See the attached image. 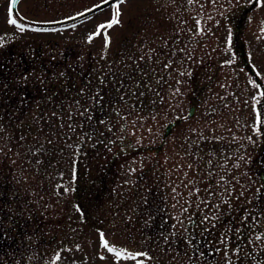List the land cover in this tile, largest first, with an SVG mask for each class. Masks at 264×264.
Here are the masks:
<instances>
[{
	"label": "rangeland",
	"instance_id": "1",
	"mask_svg": "<svg viewBox=\"0 0 264 264\" xmlns=\"http://www.w3.org/2000/svg\"><path fill=\"white\" fill-rule=\"evenodd\" d=\"M104 1L22 0L15 14L0 9V60L8 44L14 51L25 44L28 49L40 44L45 53L52 48L61 59V69L74 64L75 78L83 75L84 84L98 83L95 92L78 87L84 98L91 96L93 102L94 96L100 106L108 103L104 113L83 115L73 108L72 100H61L63 112H44L33 120L44 124V136L61 145L63 138H85L84 128L92 126L97 138L113 141L108 156L123 150L113 160L116 167L107 170V192L99 206L102 211L97 207L99 213L95 207L89 210L87 196L73 193L72 179L56 171L45 168L49 171L44 178L8 179L19 187L14 193L26 197L19 200L11 193L7 214H20L23 237L31 240L26 254L11 256L13 264H186L181 235L197 206L189 203L185 208L189 201L183 191L195 200L192 185L199 184L200 218L209 222L232 213L212 201L225 180L233 193L221 196L234 195V203L243 197L250 202L258 189L263 192L257 172H264V6L256 0H124L83 15ZM114 9L120 13L119 23L100 28L97 34L100 25L111 21ZM9 19L15 23L9 24ZM88 26L93 30L87 31ZM105 36L110 40L107 48ZM70 48L73 56L68 54ZM88 60L96 78L85 77L90 76ZM115 72L122 79L119 83L106 77ZM85 106H91L89 100ZM171 122L170 132L165 133ZM59 150L50 157L53 162ZM72 159H63L69 170ZM79 177L75 186L80 192L90 185L82 174ZM133 187L140 202L149 205V210H139L137 228L132 219ZM217 203L229 207L231 201ZM250 212L236 206L234 224L219 230L228 228L232 236H244L253 228L263 231L264 219L255 211L251 223ZM250 223L251 227H244ZM5 224L0 220V228ZM101 233L109 247L126 255L116 259L101 247ZM216 246H240L239 260L264 263V238H219ZM223 261H228L227 256L219 250L208 264Z\"/></svg>",
	"mask_w": 264,
	"mask_h": 264
},
{
	"label": "flooded vegetation",
	"instance_id": "2",
	"mask_svg": "<svg viewBox=\"0 0 264 264\" xmlns=\"http://www.w3.org/2000/svg\"><path fill=\"white\" fill-rule=\"evenodd\" d=\"M21 1L22 0H18L17 4ZM44 1L45 0H41V2ZM9 2L10 0H0V9L5 8L6 13L9 14L12 12L15 14L17 11V4L15 9L11 10ZM114 3L117 5L120 3V0H106L98 6L84 12L83 15L100 12L103 8L112 7ZM252 5L253 2L250 7ZM1 11L2 10H0V17L2 18ZM109 17L112 19L113 16ZM85 28L87 31L93 30L90 26ZM9 45L10 44H8V48L5 49L6 52H4L5 58H1L0 60V217L3 216L0 220L4 219V222H6V224L0 228V264H13L11 256L16 255V252L22 256L24 253L26 254L28 249L27 243L31 241L29 238L23 237L25 230L19 219L20 214L17 211L14 214L15 216L12 217H9V213L7 214L8 211L6 209H8L7 206L9 202L6 201L10 200L9 196L11 193L18 195L19 200L26 197L24 193H14V190L17 188L19 189V187L9 183L8 179L44 178L45 172L49 170L56 171L58 175L67 176L72 179L70 187L73 193L81 197L83 194L84 197L87 196L84 202L89 206V210L91 211L92 208L95 207L98 212V210L102 208L99 206L104 204L103 193L107 192L106 179L107 173L109 172L107 170L110 167L113 169L116 167V163L114 164L113 160L118 159V157H116L118 154L117 152L121 154L120 151H123L122 149H117L118 151L112 152L111 154L109 153L108 156L106 154L108 153L107 148L108 145L113 146V141L97 138L93 134L92 126H88L87 129L84 128L82 136L85 138H63L60 139V142L63 143L61 145L57 144L58 142L54 143L52 139L46 138L43 134L44 124L34 122L33 120L37 119L38 116L44 112L51 115H56V111L57 113L63 112V108L60 104L61 100H72V104L75 105L73 108L80 110L83 115L93 114L92 112H94V114L104 113L106 112L105 108L108 103L106 102L100 106L94 96L93 102L91 101V96L84 98L81 93L82 91H80L78 87L83 85L86 92H95V89L99 86L98 83L89 80L88 83L84 84L85 80L83 79V75H79L78 78H75L72 72L77 66L74 64L69 69H61V59H59V55H57L58 53L54 49L51 48L47 51L48 53H45V48L39 46L40 44H37L38 46L35 48L31 47L29 49L26 48L27 45L25 44L21 45L22 47L20 49L18 48L14 51ZM67 50L69 56L74 55L72 48ZM88 50L89 54H91L90 49H87V51ZM15 55L18 59L13 58ZM64 60L66 62L68 59ZM91 63V60L90 62L89 60L87 61L86 68L89 69L90 76H85L86 78L97 77V74L91 75V73L97 72L94 71L95 68ZM75 72H78V70H75ZM106 77L108 80H113L117 83L122 81L117 72L113 75H107ZM6 83L8 86H6ZM114 92H116L115 89L112 90V93ZM87 100L90 101L91 106L84 107ZM109 113L117 112L110 111ZM42 120L43 118L40 117L39 121ZM48 125L53 127L54 123L48 122ZM46 131H48V129H46ZM169 132L170 130H168V133ZM114 146L120 145L114 144ZM58 149H60L57 152L59 156H57L56 160L53 162L50 157L53 158V153ZM45 154L47 155L45 156ZM70 156L73 159L69 170L68 166L63 162V159L66 160L70 158ZM82 158L85 161L82 160ZM60 160L61 163H57ZM45 168L49 170H44ZM80 174L88 179V185L90 186L85 189L89 190L88 193L84 189H81L80 192L76 189L75 180L80 178ZM257 175L259 176L258 178L261 179H259L261 181L260 184H262L260 188L263 192L258 189L259 192L253 195L250 202L245 201L243 197V200H240L241 202L234 203V200H232L234 195L232 197H222L233 193L231 184L225 180L221 191L222 193H214L212 201L217 207L221 209H230L232 213H222L220 215L223 216L220 218L216 216L212 222L206 221L202 217L200 218L203 201L200 193L197 191L199 190V184L196 183L195 186H193V183L192 185V188L195 190L192 191V197L197 196L195 200L194 198L193 200H189L187 191H183L186 197L185 200L189 201L185 203V208L189 203L190 205L194 204L197 206L193 214L185 221L183 234L181 235V238H183L181 248L182 257H185L186 264H208L209 260L218 254L219 250H221V254L227 256L228 261H223V264H245L244 261L239 260L240 246H225L220 249L216 244H218L219 238H264V230L262 231L261 228H253L244 236L229 235L228 228H225L223 232L219 230L220 226L226 225L225 227H228L234 224V216H237L234 213L236 206H238V210H242L243 208L252 210L247 218L251 223L255 221L253 216L255 211L259 212L258 217L260 216L264 219V172H257ZM2 180H5V182ZM97 184H101V186L96 187ZM21 187L22 190L24 187ZM133 189L135 188L133 187L132 191ZM75 190L77 192H75ZM132 194L134 196L132 219L135 228H137L141 217L139 210H149V205L147 202H144V200L140 202V193L137 190H134ZM219 200L231 201V203H228L229 207H227L224 203L218 204L217 201ZM81 205L82 203L77 201V205L75 206L81 209ZM12 206L13 205H10V208ZM1 207L5 208L2 209ZM14 207L15 206H13V208ZM97 207H99V209H97ZM1 210H3L2 213ZM103 214H106V211ZM86 217L87 216L84 215V221ZM251 223L244 227H251ZM87 226H92L91 222H89ZM165 227L167 244V221ZM97 229L95 228V230ZM207 239L209 241H207ZM32 243H34V239H32ZM231 249L234 251H230ZM234 254L235 256L232 258Z\"/></svg>",
	"mask_w": 264,
	"mask_h": 264
},
{
	"label": "snow or ice",
	"instance_id": "3",
	"mask_svg": "<svg viewBox=\"0 0 264 264\" xmlns=\"http://www.w3.org/2000/svg\"><path fill=\"white\" fill-rule=\"evenodd\" d=\"M120 2L123 3L124 0H120ZM191 2H192V0H189V3H191ZM256 2H257L258 5H260V6H264V4H261V0H256ZM119 15H120V13H119L117 10L114 9L113 17H112L111 21H110L109 23H107L106 25H100V26L98 27L97 34H99V29H100V28H111L113 25L119 23V20H118ZM8 23H9V24H14L15 21L9 19ZM104 39H105V47L107 48V47H108V44H109V42H110L109 37L105 36ZM91 40H92V37L90 36L88 42H91ZM2 43H3V38H0V46H2ZM101 247L106 248L107 251H108L109 253H112L116 259H121L122 257H124V256L126 255V253H125L124 250H117V249L114 248V247H109V246H108V243H107V242L105 241V239H104V235H103V233H101ZM127 256H128L129 258H135L134 254H130V253H128ZM58 258H59V257H57L56 259H58ZM103 258H104V257H101V259H103ZM54 264H55V262H54Z\"/></svg>",
	"mask_w": 264,
	"mask_h": 264
},
{
	"label": "water",
	"instance_id": "4",
	"mask_svg": "<svg viewBox=\"0 0 264 264\" xmlns=\"http://www.w3.org/2000/svg\"><path fill=\"white\" fill-rule=\"evenodd\" d=\"M17 1H18V0H10L11 7H12L13 9L15 8V5H16ZM192 111H193V107H190V108H189V111H188V113H187L188 116H191ZM173 124H174V123L171 122V123L165 128V133L168 132V130L172 127Z\"/></svg>",
	"mask_w": 264,
	"mask_h": 264
}]
</instances>
